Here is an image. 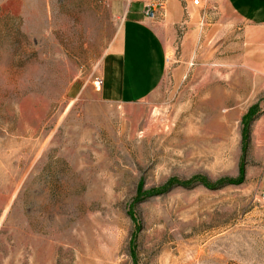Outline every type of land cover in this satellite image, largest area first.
<instances>
[{
	"label": "rangeland",
	"instance_id": "1",
	"mask_svg": "<svg viewBox=\"0 0 264 264\" xmlns=\"http://www.w3.org/2000/svg\"><path fill=\"white\" fill-rule=\"evenodd\" d=\"M122 23L106 0H0V264H264V20L180 24L129 102L103 87Z\"/></svg>",
	"mask_w": 264,
	"mask_h": 264
},
{
	"label": "crops",
	"instance_id": "2",
	"mask_svg": "<svg viewBox=\"0 0 264 264\" xmlns=\"http://www.w3.org/2000/svg\"><path fill=\"white\" fill-rule=\"evenodd\" d=\"M106 1L122 17L123 23L120 49L108 55L104 63L103 87L108 96L125 102L140 100L161 83L169 56V42L175 38V28L180 24L188 25L190 40H197L203 33L209 40L219 27L216 35L229 38L224 35L231 32V24L226 23L231 17L251 26H259L264 20V0H215L220 20L211 25V30L201 28L199 13L202 9L192 6L185 9L179 0H169L166 15L161 18L146 15L148 0ZM190 12L194 17L187 24L183 20Z\"/></svg>",
	"mask_w": 264,
	"mask_h": 264
},
{
	"label": "built area",
	"instance_id": "3",
	"mask_svg": "<svg viewBox=\"0 0 264 264\" xmlns=\"http://www.w3.org/2000/svg\"><path fill=\"white\" fill-rule=\"evenodd\" d=\"M169 0H148L146 5V15L150 18H161L166 15ZM185 9L189 6L200 8L204 12L215 8V0H179Z\"/></svg>",
	"mask_w": 264,
	"mask_h": 264
}]
</instances>
